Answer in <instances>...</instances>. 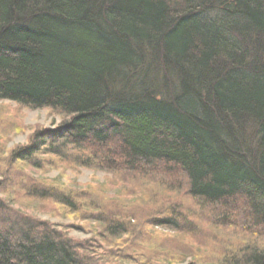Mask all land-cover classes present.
I'll return each instance as SVG.
<instances>
[{"label":"trees","instance_id":"1","mask_svg":"<svg viewBox=\"0 0 264 264\" xmlns=\"http://www.w3.org/2000/svg\"><path fill=\"white\" fill-rule=\"evenodd\" d=\"M0 100L61 118L9 163L0 156L6 169L68 162L120 186L107 200L95 186L96 203L81 198L87 189L25 175L31 194L20 183V199L96 227L100 247L112 246L99 252L0 197V264H172L186 254L149 235L168 228L181 244L200 211L213 232L243 240L229 237L219 254L197 246L186 264H264V0H0ZM167 193L194 208L146 196ZM213 206L228 215L211 217Z\"/></svg>","mask_w":264,"mask_h":264},{"label":"rangeland","instance_id":"2","mask_svg":"<svg viewBox=\"0 0 264 264\" xmlns=\"http://www.w3.org/2000/svg\"><path fill=\"white\" fill-rule=\"evenodd\" d=\"M60 119L61 118L59 116H54L50 114L49 110L47 109L22 108L21 106L17 105V103L12 102L10 100H0V156L3 155L4 159H6V161L9 163L11 153L15 151V149H18L23 145L29 143L31 136L36 131H38L40 127L54 128V126L56 127V125L59 123ZM6 161L1 160L0 158V197H6L14 210H19L23 214L34 217L39 220H47L51 222L55 227L67 232L69 236H72L77 240H85L86 242H90L96 247V250L99 252L103 250V247L109 249L110 246H112V244L110 243H105L100 247V243L97 241L98 236L95 234L94 228L96 227L90 226L84 229L82 228L80 222L74 219V217L66 218V216H60L57 212H52L53 210L51 207L44 208L38 204H31L27 200L20 199V197L18 196L21 194V187H18L16 185L21 183L20 179H27L25 175L30 174L35 178H47L52 181L55 180V183L62 182V186H66L67 190L76 189V191H82L83 189H87L90 191L91 195L87 194L86 196H82L81 198H92L94 202L97 203V200H100L101 198L96 197L94 187L100 184L104 186L100 192L105 200H107L106 197H109L111 199L114 198V196L120 195L119 192H117L119 191L120 186L117 184V180L114 179L115 176L102 170H96L92 167H80L78 169H74L73 166L67 164L68 162H65L66 164L64 165L62 163H58L56 164L58 165V167H53L47 172L38 169L32 170L30 168L24 169L23 171H19L18 167L13 170H8L6 169V167L8 166V163ZM4 174L6 175V178H4ZM124 178H126L125 180L129 181L128 184L131 189L132 184L130 179L128 177ZM1 180L3 184H1ZM20 185H22L23 187L26 186L24 192H27L26 195L27 197H29V195L31 194V190L28 189V180H26L25 183H21ZM2 186H4V189ZM12 189H14V192L10 191ZM143 194L144 191L142 192L141 190V193L140 195H138V197H143ZM123 195V198L134 197L132 192H126V194ZM146 196L148 200H151L155 203H160L158 201H161L163 199L165 200V202L172 201L174 203H177V206H172L175 208H179L178 205L182 204L188 205V208H194L193 206L195 204V200L187 202L184 196L177 197L176 195L173 196L169 193L163 194V198L159 197L157 201H155L154 198H150L148 195ZM77 199L78 198H75L73 200L75 206L80 204V200ZM105 200H102V202ZM163 204H165L164 201L162 202V205ZM156 206L158 205H149V207L151 208H154ZM187 207H185L183 209L184 212H182L185 216H187ZM223 209L226 208L223 207ZM237 213L238 212H236V214ZM197 215L202 216L203 218L190 217L191 219L188 218L187 222H190L191 224L192 220L196 222V219H201L200 223L198 220L197 225L199 227H196V230L191 225L186 224L188 228L184 226L183 228L185 231L195 232L190 233V237L188 234L184 235L183 237L180 236L182 237L181 244L175 242V240L169 241L168 239L164 238V235L170 237L174 234V232L168 228L155 227L154 230L160 233L153 232L149 235V238L151 237V240H149L150 242L156 244L161 242L164 245L168 246L170 250L176 251L177 249L179 252H183L186 254V257H184L183 261L177 260L175 257H172V264H186L187 261L193 259L194 256L192 252L197 246H200L201 248H197L199 250L202 249V251L207 250L206 248L210 247L216 250L219 254L223 252L222 244H227L230 239L229 237H231L232 242L237 239L243 240L242 237L244 235L242 232H239V234L235 233L234 235L229 236L226 232H220L218 230H215L216 228H214V230L217 232L218 236L214 238V236H212L211 234H214L215 231L213 232V230H211L213 229L212 225H210V222L206 221L208 214L200 211ZM242 219L243 218L239 216L238 220L240 221ZM185 220H187V218ZM65 224L70 225L69 228L64 229ZM89 228L92 229L89 230ZM110 262H108V264H132L128 261L120 259H113Z\"/></svg>","mask_w":264,"mask_h":264},{"label":"bare ground","instance_id":"3","mask_svg":"<svg viewBox=\"0 0 264 264\" xmlns=\"http://www.w3.org/2000/svg\"><path fill=\"white\" fill-rule=\"evenodd\" d=\"M57 140V139H56ZM260 140H261V137H260V135H257V136H255L253 139H252V147L253 146H257V148H260L261 147V144H260ZM177 185H179L180 187H184L185 185H186V183H185V185H184V183H183V181L182 182H177ZM216 210V212H211L212 214L210 215L211 217L212 216H214V215H217V214H219V213H222V212H224V216H225V214L226 215H228L227 213V211H226V209H223L222 207H217V206H213V207H211L210 208V210ZM219 222L218 221H212V224L213 225H216V224H218ZM193 228L194 229H196V226L194 225L193 226ZM221 228V227H220ZM197 230V229H196ZM191 232H195V231H191Z\"/></svg>","mask_w":264,"mask_h":264}]
</instances>
